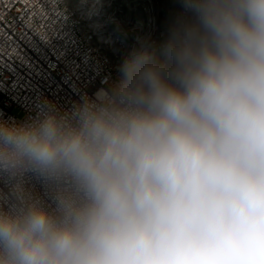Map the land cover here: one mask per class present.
Listing matches in <instances>:
<instances>
[{
    "label": "clouds",
    "instance_id": "clouds-1",
    "mask_svg": "<svg viewBox=\"0 0 264 264\" xmlns=\"http://www.w3.org/2000/svg\"><path fill=\"white\" fill-rule=\"evenodd\" d=\"M172 3L68 106L0 109V264H264V0Z\"/></svg>",
    "mask_w": 264,
    "mask_h": 264
},
{
    "label": "built area",
    "instance_id": "built-area-1",
    "mask_svg": "<svg viewBox=\"0 0 264 264\" xmlns=\"http://www.w3.org/2000/svg\"><path fill=\"white\" fill-rule=\"evenodd\" d=\"M93 36L65 0H0V109L21 118L38 94L66 107L99 86L115 66ZM27 186L44 194L35 180Z\"/></svg>",
    "mask_w": 264,
    "mask_h": 264
},
{
    "label": "rangeland",
    "instance_id": "rangeland-1",
    "mask_svg": "<svg viewBox=\"0 0 264 264\" xmlns=\"http://www.w3.org/2000/svg\"><path fill=\"white\" fill-rule=\"evenodd\" d=\"M75 12L82 32L116 66L136 44L158 40L173 15L172 0H65Z\"/></svg>",
    "mask_w": 264,
    "mask_h": 264
},
{
    "label": "snow or ice",
    "instance_id": "snow-or-ice-1",
    "mask_svg": "<svg viewBox=\"0 0 264 264\" xmlns=\"http://www.w3.org/2000/svg\"><path fill=\"white\" fill-rule=\"evenodd\" d=\"M71 75H72V74H71V69H70V70H69V73H68V77H67L68 80H69V83L72 82Z\"/></svg>",
    "mask_w": 264,
    "mask_h": 264
}]
</instances>
